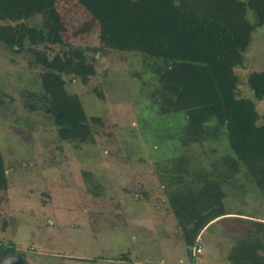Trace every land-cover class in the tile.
Instances as JSON below:
<instances>
[{
  "label": "rangeland",
  "instance_id": "obj_1",
  "mask_svg": "<svg viewBox=\"0 0 264 264\" xmlns=\"http://www.w3.org/2000/svg\"><path fill=\"white\" fill-rule=\"evenodd\" d=\"M54 6L61 43L24 41L14 49L0 41V154L8 181L0 189V248L13 242L30 264H236L227 258L237 242L264 241V228L255 224L264 222V199L246 172H234L228 136L189 135L151 59L104 46L97 20L78 0ZM21 22L41 28L43 19L35 13L0 20ZM70 49L81 50L95 69L87 82L60 74L65 92L84 109L92 131L86 142L60 138L42 84L50 70L35 54L52 59ZM233 69L239 97L255 102L262 116L257 123H264V98L256 99L247 85L250 72L264 71V26L251 33ZM193 172L232 176L205 206L226 215L191 247L169 201Z\"/></svg>",
  "mask_w": 264,
  "mask_h": 264
},
{
  "label": "trees",
  "instance_id": "obj_2",
  "mask_svg": "<svg viewBox=\"0 0 264 264\" xmlns=\"http://www.w3.org/2000/svg\"><path fill=\"white\" fill-rule=\"evenodd\" d=\"M55 1L0 0V20L19 21L35 13L43 19L41 28L24 22L14 26L0 24V41L19 48L24 41L33 45L44 41L61 43ZM78 2L97 20L99 39L104 46L118 51L137 50L154 62L152 69L166 92V101L172 112L184 113L189 135L197 140L219 138L223 133L228 136V144L236 157L234 172L240 169L246 172L244 176L251 179L264 199V123H257L262 116L255 102L239 97L238 77L233 69L242 63L251 33L264 26V0ZM35 54L37 61L50 70L43 73L42 84L50 94L49 109L60 138L88 141L92 131L84 109L77 97L65 92L60 74L73 73L87 82L95 73L94 66L86 63L79 49L56 54L52 59L37 51ZM247 85L256 99H263L264 71L250 72ZM189 175L183 189L173 191L169 203L185 244L192 247L201 230L226 213L206 212L205 206L213 190L221 194L220 184L232 175L224 172L214 176L205 172ZM7 184L0 154V189L7 188ZM195 184L199 190L193 189ZM255 224L264 228L263 221ZM8 246L6 249L1 246L0 260L17 253L13 242ZM228 260L236 264H264V241L245 238L237 242Z\"/></svg>",
  "mask_w": 264,
  "mask_h": 264
},
{
  "label": "water",
  "instance_id": "obj_3",
  "mask_svg": "<svg viewBox=\"0 0 264 264\" xmlns=\"http://www.w3.org/2000/svg\"><path fill=\"white\" fill-rule=\"evenodd\" d=\"M14 49H17V47H14ZM0 264H27V262L20 253H13L4 256L0 260Z\"/></svg>",
  "mask_w": 264,
  "mask_h": 264
},
{
  "label": "crops",
  "instance_id": "obj_4",
  "mask_svg": "<svg viewBox=\"0 0 264 264\" xmlns=\"http://www.w3.org/2000/svg\"><path fill=\"white\" fill-rule=\"evenodd\" d=\"M227 213H228V212H227ZM225 215H226V213H225L224 215H221V216L215 218L214 220H212L210 223H208V224H207V225L201 230L200 233H202V231L205 230V228L208 229L211 225H213V224L216 223L217 221H220V220L222 219V217L225 216ZM257 221H258V220H257ZM16 248H17V247H16ZM23 256H24V255H23ZM24 258H25V257H24ZM227 259H228V258H227ZM25 260H26V259H25ZM228 261H229V260H228ZM26 262H27V264H30L29 261L26 260ZM122 263L124 264L125 262L122 261Z\"/></svg>",
  "mask_w": 264,
  "mask_h": 264
},
{
  "label": "built area",
  "instance_id": "obj_5",
  "mask_svg": "<svg viewBox=\"0 0 264 264\" xmlns=\"http://www.w3.org/2000/svg\"><path fill=\"white\" fill-rule=\"evenodd\" d=\"M199 250V249H198Z\"/></svg>",
  "mask_w": 264,
  "mask_h": 264
}]
</instances>
